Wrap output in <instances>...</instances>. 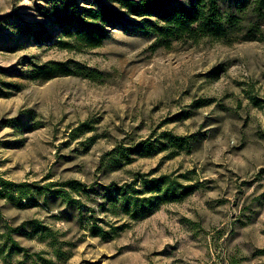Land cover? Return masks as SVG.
Here are the masks:
<instances>
[{
  "label": "rangeland",
  "instance_id": "rangeland-1",
  "mask_svg": "<svg viewBox=\"0 0 264 264\" xmlns=\"http://www.w3.org/2000/svg\"><path fill=\"white\" fill-rule=\"evenodd\" d=\"M54 5L0 0V264H264V26L254 41L169 48L122 29L94 49L52 45L56 27L50 41L18 35L51 28ZM48 61L94 77L32 79ZM162 175L195 190L136 220L104 197L148 196L131 190Z\"/></svg>",
  "mask_w": 264,
  "mask_h": 264
},
{
  "label": "trees",
  "instance_id": "trees-1",
  "mask_svg": "<svg viewBox=\"0 0 264 264\" xmlns=\"http://www.w3.org/2000/svg\"><path fill=\"white\" fill-rule=\"evenodd\" d=\"M54 1L51 28L25 26L18 35L23 34L25 39L31 37L37 42L50 41L51 29L56 27L61 38L53 40L52 45L68 50L74 47L94 49L101 46L111 30L122 29L152 35L158 46L169 48L174 42L196 43L206 38L225 43L254 41L264 26V0H109L117 9L100 0H92L86 6H81L79 0ZM74 65L76 67L72 69L66 63L48 61L35 67L31 76L41 82L66 76L94 77L92 71L84 72L77 64ZM162 139L173 149H187L192 145L190 137L174 136L169 132L162 134ZM135 150L139 153L144 151L147 155L155 151L152 144L145 142ZM117 153L121 151L118 149ZM139 181L140 188L131 192L148 196L133 197L124 187L115 185L106 188L104 195L113 210L119 208L133 220L148 216L162 204L182 201L196 187L171 181L164 175L142 177ZM68 186L74 191L79 189L76 182L68 183ZM42 229L40 225L33 227L40 232ZM89 233L101 240L108 235L97 225H92Z\"/></svg>",
  "mask_w": 264,
  "mask_h": 264
}]
</instances>
